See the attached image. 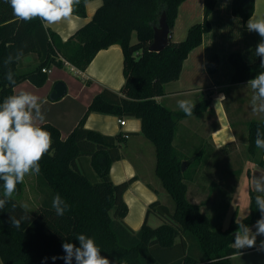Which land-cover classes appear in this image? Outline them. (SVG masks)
<instances>
[{
  "label": "trees",
  "instance_id": "obj_1",
  "mask_svg": "<svg viewBox=\"0 0 264 264\" xmlns=\"http://www.w3.org/2000/svg\"><path fill=\"white\" fill-rule=\"evenodd\" d=\"M91 1L80 0L73 6L72 14L86 17V5ZM185 1L103 0L93 19L63 41L38 17L28 23L18 20L6 0H0V103L13 95L14 88L24 81L44 85L49 74L43 70L61 68L63 60L84 72L100 51L113 45L123 50L125 77L119 92L106 88L93 99L66 139L53 125H41L52 139L49 152L39 161L37 175L45 187V199L33 214L13 199L0 210L3 264H65L62 259L53 261L51 258L64 255L62 244L65 242L79 246L75 238L80 234L93 238L101 255L112 264H231V257L237 254L232 246L237 216H232L226 229L215 230L211 216L220 218L221 213L205 212L204 207L209 202L195 203L189 196L188 183H195L201 189V167L209 155L199 150L187 158L175 148L179 122L191 116L172 111L157 101L165 95L168 84L179 80L185 60L212 30L210 17L218 0H204V20L189 28L185 40L171 41L160 53L149 51L162 14L167 15L172 35ZM231 10L235 18L246 21L253 15L254 0H232ZM134 35L136 41H133ZM21 50L23 55L19 60L5 65L9 54L15 57ZM29 55L37 57L35 68L20 72L21 59ZM229 62L234 68L232 84L245 83L264 70L260 68V58L249 64L239 52L230 54ZM216 65L215 59L209 66ZM9 69L14 73L15 85L6 79ZM209 105L210 101L205 99L195 104L192 116L204 112ZM92 113L141 121V134L156 150L155 175L173 200L174 210L158 200L149 205L140 230L133 231L126 225L124 220L129 209L124 194L138 177L121 184L113 183L111 166L122 159L121 149L126 145V138L124 134L108 136L87 129L85 122ZM258 127L264 133L261 121H251L248 125V156L264 169V150L255 144ZM185 161L190 164L182 171ZM89 166L95 175L89 176L83 171H88ZM2 185L0 181V199L4 198ZM21 188L22 184H18L16 192ZM56 194L69 205L63 216H57L52 208ZM256 195L255 191H249L250 213L242 219L249 227L260 218ZM150 215L159 217L163 223L158 227L150 226ZM12 216L28 219L17 228L10 222Z\"/></svg>",
  "mask_w": 264,
  "mask_h": 264
},
{
  "label": "crops",
  "instance_id": "obj_2",
  "mask_svg": "<svg viewBox=\"0 0 264 264\" xmlns=\"http://www.w3.org/2000/svg\"><path fill=\"white\" fill-rule=\"evenodd\" d=\"M231 4L232 0H218L210 17L212 30L204 35L201 46L194 49L185 60L179 80L168 84L165 95L157 98L158 102L175 112L181 111L177 107V101L181 99H191L195 104L204 99L210 101L207 110L179 122L174 140L175 148L182 154L193 152L197 147V151L209 155L203 161L199 178L201 199L209 203L231 202L238 194L243 178L247 180L250 191L253 190L252 177H259L264 173V169L248 156V125L251 121H260L251 110L252 92L246 87L247 82L231 83L234 68L229 62L230 54L235 52L241 53L249 64L257 62L259 57L255 56V47L261 38L256 32L247 31L249 19L243 21L233 16ZM102 5L103 0H92L86 5V17L72 14L70 19L61 20L46 28L67 41L93 19ZM252 17L264 19V0H254ZM203 20L204 0H186L179 9L171 41H183L174 40L177 30L187 35L191 26L202 23ZM178 38L181 39L180 36ZM29 57L30 55L21 59L23 67L27 65V61L32 62ZM34 58L37 63V57ZM215 59L217 65L211 68L209 65ZM55 68L57 67L51 68L50 77L45 84V95L41 96L43 89L37 91L40 92V101H45V124L56 127L61 137L66 139L102 90L107 88L119 92L122 89L125 83L123 50L119 45H113L100 51L84 72L78 69V73L74 72L82 82L70 83L64 77L54 79L51 75ZM58 83L66 86V94L60 99L52 100L51 95ZM21 86L17 85L14 91L20 92ZM221 96L224 98L217 103ZM49 109L54 111L52 115ZM119 119L92 113L88 116L85 127L108 136L128 134L126 145L121 149L122 159L112 164L110 176L115 184L138 177L124 194L129 209L124 222L131 230L138 231L146 219L149 205L161 201L164 193L155 175L156 150L141 134V121L126 118V126L121 127ZM232 136L235 137L234 141L230 139ZM197 199L194 197L193 201L198 203ZM152 216L154 215L149 216L148 223ZM0 264H3L1 258Z\"/></svg>",
  "mask_w": 264,
  "mask_h": 264
},
{
  "label": "clouds",
  "instance_id": "obj_3",
  "mask_svg": "<svg viewBox=\"0 0 264 264\" xmlns=\"http://www.w3.org/2000/svg\"><path fill=\"white\" fill-rule=\"evenodd\" d=\"M12 8L13 15L20 21L28 23L34 18H40L47 27L59 23L61 20L70 19L73 6L79 4L80 0H6ZM247 31L256 32L261 40L255 47V56L260 58V68L264 69V19L250 17L246 24ZM23 55L22 50L13 57L9 54L4 61L5 65L11 64L13 60H19ZM6 79L15 85L14 73L11 69L6 73ZM246 87L252 92L251 110L264 124V70L260 71L254 78L247 81ZM221 96L219 100L220 102ZM40 97L28 92L20 91L9 95L0 103V181H3V199H0V210H3L8 200H11L17 190V185L25 180L26 175H39L41 158L49 152L52 139L51 134L41 125L45 121V114L42 111V104L38 103ZM177 107L186 115L192 116L195 102L191 99L177 101ZM235 140V137H230ZM256 147L264 150V133L257 128ZM252 189L257 193L255 204L260 212V218L253 227H249L242 220H235L237 228L233 233V248L237 254L242 249L256 248L264 252V240L257 245V237L264 236V173L259 177H252ZM15 207V206H13ZM28 209V205H22ZM52 208L57 216H63L69 205L59 194L52 199ZM27 216L20 219L12 216L10 222L19 228ZM79 246L74 243L65 242L62 244L64 255L53 256V261L64 260L65 264H112L105 256L101 255L100 248L93 238L80 234L75 238ZM47 257L45 258V260Z\"/></svg>",
  "mask_w": 264,
  "mask_h": 264
},
{
  "label": "rangeland",
  "instance_id": "obj_4",
  "mask_svg": "<svg viewBox=\"0 0 264 264\" xmlns=\"http://www.w3.org/2000/svg\"><path fill=\"white\" fill-rule=\"evenodd\" d=\"M180 36L181 39L178 37ZM187 35H184L183 31L177 30V32L174 35V40H185ZM178 38V39H177ZM133 41H136V36H133ZM32 62L27 61V65L24 67H19V71H28L32 70L36 66L35 58L34 56L30 55L29 57ZM29 58H26L29 59ZM54 74L51 75L54 79L59 78H65L68 82L72 83L73 81L82 82V79L74 75V72H71L70 68L68 67H61V68H55L52 70ZM50 77V75H49ZM47 83V82H46ZM45 83V84H46ZM45 84L42 86H36L31 82L24 81L20 83L19 85H22L19 89L21 91H28L38 96L40 92L37 90L43 89L41 96L45 95ZM18 85V86H19ZM18 92L14 91V94ZM38 103H43V101H38ZM51 115L54 111H51ZM42 111L45 114V101L42 104ZM49 113V112H47ZM50 114V113H49ZM45 124V121L43 122ZM42 124V125H43ZM197 151V147L194 149L193 152L183 154L184 157H191L193 156ZM88 171L83 170L86 172L89 176L95 175L92 168L89 166ZM22 184V188L20 192H15L12 199L18 202L21 206L24 204L28 205V209L26 210L30 214L35 213L38 209H40V206L42 204V200L45 199V187L40 184V181L38 180L37 175H26L25 180ZM199 184V183H198ZM45 185V184H44ZM161 185V184H160ZM189 186V196L193 199L198 198L197 202L201 203L203 200L201 199V190L200 187L195 183H188ZM162 188V185H161ZM249 188L250 186L247 183V180L245 178L242 179L239 185V192L236 195V197L230 201L226 202H217L212 201L209 204H206L204 207V211L214 215L215 213L220 214V218H215L211 216L212 221V228L215 230L218 229H226L229 226V223L231 221L232 216L237 213V220H242L246 218L250 213V196H249ZM163 190V188H162ZM163 196L161 197V202L168 205L171 210H174L175 204L171 197L163 190ZM203 197V196H202ZM160 220V221H159ZM162 224L163 221L157 217L152 216L150 220V225L152 227H158L159 224ZM253 231H255V228H253ZM261 240H264V236H258L257 237V245H259V242ZM243 252L239 255L236 254L231 257V264H264V252H259L256 250V248H246L242 249Z\"/></svg>",
  "mask_w": 264,
  "mask_h": 264
},
{
  "label": "water",
  "instance_id": "obj_5",
  "mask_svg": "<svg viewBox=\"0 0 264 264\" xmlns=\"http://www.w3.org/2000/svg\"><path fill=\"white\" fill-rule=\"evenodd\" d=\"M171 43V32L167 24V15L164 12L159 20V25L154 29L153 41L149 46V51L153 53H160L166 49ZM66 86L63 83H58L54 92L51 95L52 100L62 98L66 94ZM190 162L182 163V171H185Z\"/></svg>",
  "mask_w": 264,
  "mask_h": 264
},
{
  "label": "built area",
  "instance_id": "obj_6",
  "mask_svg": "<svg viewBox=\"0 0 264 264\" xmlns=\"http://www.w3.org/2000/svg\"><path fill=\"white\" fill-rule=\"evenodd\" d=\"M63 62H64V65H65V66H67L68 68L71 69V71H73V72H75V73H78V70H77L74 66H72L70 63H68V62L65 61V60H63ZM43 72H46V73L50 74V73H51V70H49V69H44ZM126 123H127L126 118H121V119H119V124H120L121 127L126 126ZM124 137L127 139L129 136H128L127 134H124Z\"/></svg>",
  "mask_w": 264,
  "mask_h": 264
}]
</instances>
